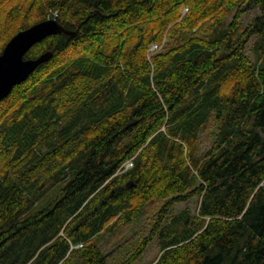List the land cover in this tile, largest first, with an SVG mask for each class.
<instances>
[{"label":"trees","instance_id":"trees-1","mask_svg":"<svg viewBox=\"0 0 264 264\" xmlns=\"http://www.w3.org/2000/svg\"><path fill=\"white\" fill-rule=\"evenodd\" d=\"M49 18L74 34L0 101V264H108L155 199L119 264H264V0H0V52Z\"/></svg>","mask_w":264,"mask_h":264},{"label":"rangeland","instance_id":"rangeland-1","mask_svg":"<svg viewBox=\"0 0 264 264\" xmlns=\"http://www.w3.org/2000/svg\"><path fill=\"white\" fill-rule=\"evenodd\" d=\"M185 11L186 7L182 9V12ZM254 14L255 10L253 9L244 12L242 14V24L247 25ZM253 40L254 37L248 41L245 49V54L250 57H252V54L249 48ZM197 203L198 201L196 198L177 203L174 205V212H178L179 210L188 207L191 210V213L195 214ZM162 204L163 200H151L146 204V209L143 215H141L137 221L107 231L106 234H104L99 240V246L102 251L107 254L108 264H119L134 252L144 237L149 234V229L156 219V212ZM160 252L157 240H152L146 246L145 251L131 264H151L157 260Z\"/></svg>","mask_w":264,"mask_h":264},{"label":"water","instance_id":"water-1","mask_svg":"<svg viewBox=\"0 0 264 264\" xmlns=\"http://www.w3.org/2000/svg\"><path fill=\"white\" fill-rule=\"evenodd\" d=\"M58 32L74 34V31L66 30L57 20L49 18L18 31L10 38L0 52V101L53 55L52 51L47 50L37 57L26 59V51L45 37Z\"/></svg>","mask_w":264,"mask_h":264},{"label":"built area","instance_id":"built-area-1","mask_svg":"<svg viewBox=\"0 0 264 264\" xmlns=\"http://www.w3.org/2000/svg\"><path fill=\"white\" fill-rule=\"evenodd\" d=\"M153 47H155V45H154ZM130 165H131V163H130V162H128V163H126V164H124V169H127V168H128Z\"/></svg>","mask_w":264,"mask_h":264}]
</instances>
